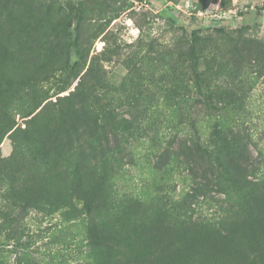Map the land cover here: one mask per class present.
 <instances>
[{"label":"rangeland","instance_id":"1","mask_svg":"<svg viewBox=\"0 0 264 264\" xmlns=\"http://www.w3.org/2000/svg\"><path fill=\"white\" fill-rule=\"evenodd\" d=\"M231 126L264 186V0H0V264H264Z\"/></svg>","mask_w":264,"mask_h":264},{"label":"trees","instance_id":"2","mask_svg":"<svg viewBox=\"0 0 264 264\" xmlns=\"http://www.w3.org/2000/svg\"><path fill=\"white\" fill-rule=\"evenodd\" d=\"M110 124L114 125L113 122ZM218 132L220 133L219 136L221 138L223 137L224 140V145L222 147L224 148V150L222 152H218L216 154L215 150L206 145V143L202 141L199 135L194 134H188L185 138H179L177 141L179 145L178 150L180 149L181 152L189 154L190 160L195 158H202L209 165L216 166L218 169L222 170L224 174L231 173V169H229L228 167L229 164L234 165L235 168L239 170V180L242 181V187L245 190L252 189L253 191H258L256 193H259L261 191V188L264 186H260L261 184H259L258 182L249 179V173L254 169L253 167L249 169L250 156L248 158V156L246 157L247 154H245L246 152L248 153V145H250L252 142L250 137L246 136V134L243 135L242 129L238 126H231L229 128L221 127ZM228 136H230V138H228ZM176 138L177 136L174 134L172 136V140H175ZM172 140H169L168 142H171ZM232 151H236L237 153H239L241 160H244L245 163H239V165H236L237 163L235 160V156L231 155ZM221 154H229L231 155L230 157L232 159L229 160L230 157L227 159H223L220 156ZM248 154L250 155V152ZM75 184V193L79 194V198L84 201V205L91 212L96 206V200L94 196L95 194H93L91 188L83 185V181L81 178H78V181ZM260 214L264 218V208L260 210ZM262 226L264 228V221L262 222ZM261 254L262 252L258 251L257 256Z\"/></svg>","mask_w":264,"mask_h":264}]
</instances>
